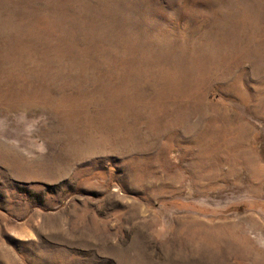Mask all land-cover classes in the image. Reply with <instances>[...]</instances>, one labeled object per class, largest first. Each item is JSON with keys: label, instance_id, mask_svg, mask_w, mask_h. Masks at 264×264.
Returning a JSON list of instances; mask_svg holds the SVG:
<instances>
[{"label": "rangeland", "instance_id": "obj_1", "mask_svg": "<svg viewBox=\"0 0 264 264\" xmlns=\"http://www.w3.org/2000/svg\"><path fill=\"white\" fill-rule=\"evenodd\" d=\"M0 264H264V0H0Z\"/></svg>", "mask_w": 264, "mask_h": 264}, {"label": "bare ground", "instance_id": "obj_2", "mask_svg": "<svg viewBox=\"0 0 264 264\" xmlns=\"http://www.w3.org/2000/svg\"><path fill=\"white\" fill-rule=\"evenodd\" d=\"M258 167V166H257ZM253 169V168H252ZM254 170V169H253ZM261 170V169H260ZM262 171V170H261ZM253 172V171H252ZM256 172V171H255ZM256 174H258V171H257V173ZM254 177V176H253ZM258 178V177H257ZM252 179H255V178H252ZM254 181V180H253Z\"/></svg>", "mask_w": 264, "mask_h": 264}]
</instances>
